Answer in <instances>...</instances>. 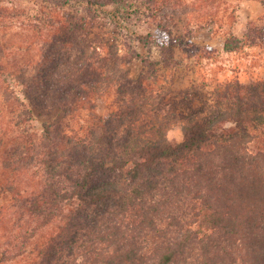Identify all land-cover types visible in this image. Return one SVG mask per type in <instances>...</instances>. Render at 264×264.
Wrapping results in <instances>:
<instances>
[{
  "label": "trees",
  "instance_id": "1",
  "mask_svg": "<svg viewBox=\"0 0 264 264\" xmlns=\"http://www.w3.org/2000/svg\"><path fill=\"white\" fill-rule=\"evenodd\" d=\"M23 1L0 4V262L34 244L27 264H264V76L169 109L165 74L141 49L167 65L195 48L166 23L170 0ZM107 20L124 36L90 38ZM41 39L28 82L18 57ZM244 46L264 49V20L225 34L224 51ZM134 60L146 71L133 76Z\"/></svg>",
  "mask_w": 264,
  "mask_h": 264
},
{
  "label": "rangeland",
  "instance_id": "2",
  "mask_svg": "<svg viewBox=\"0 0 264 264\" xmlns=\"http://www.w3.org/2000/svg\"><path fill=\"white\" fill-rule=\"evenodd\" d=\"M170 1L164 12V15L166 13V23L170 24L169 27L172 28L173 33L181 34L186 30H191L193 32L191 40L194 42L195 48L192 51L177 50L175 60L167 65L161 60L159 50L155 46L149 44L148 46L151 48L141 49V56L156 63L154 66L158 68L157 72L165 74V77H162V74L158 78L161 83L168 85L169 90L167 89L168 95L165 101L169 109L177 107L179 111H182L189 106L191 108L205 106L211 102L217 91L223 89V82L238 79L240 82L246 83L264 76L263 48L244 46L232 52L223 49L224 36L228 31L241 36L249 22L258 23L261 19L264 20L262 18L264 6L259 0H180L178 4L174 0ZM1 3L6 4L7 8H11L13 5L25 7L23 0H0ZM136 23L137 25L135 23L128 24L130 30L146 25L142 20ZM8 31L10 33V30ZM16 31H20L19 27L13 26L12 32L16 33ZM96 32L101 34L102 44H105L106 39L118 40L122 38L126 33V28L107 20L103 26L100 27L99 24H96L93 27V31L89 34L90 38H94ZM0 33H4L1 28ZM37 42L30 53L26 52L18 57L21 58L23 55V58L27 60L24 65L28 67V82L36 76L35 64L41 61V52H44L47 47V43L42 39ZM86 51L88 50H82V52ZM82 52L77 50L74 52V56L83 54ZM143 66L145 65H142L139 60H134L126 65L133 76L142 69L146 71L147 67ZM113 103L114 96H107L97 101L96 110L99 114H104L108 108L115 107V103ZM0 111L7 114L6 105L0 106ZM32 124L30 132H33L34 127H37L36 122H32ZM168 137L180 140L182 137L180 126H173L168 132ZM29 180L31 179L26 178L24 181ZM2 196L3 193H0V207L3 208L8 206L10 198ZM45 231L44 234L52 232V230ZM32 247L33 251L29 250V246L27 247V252H31V255H19L16 258L3 260L0 264H27V261L31 259L29 257L37 254L36 246L32 244ZM54 262L53 259L52 263L55 264Z\"/></svg>",
  "mask_w": 264,
  "mask_h": 264
}]
</instances>
